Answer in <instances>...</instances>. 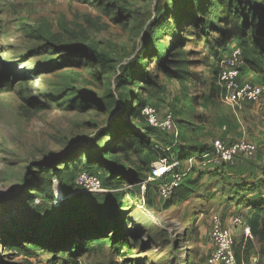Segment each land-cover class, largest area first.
<instances>
[{"label": "rangeland", "instance_id": "rangeland-1", "mask_svg": "<svg viewBox=\"0 0 264 264\" xmlns=\"http://www.w3.org/2000/svg\"><path fill=\"white\" fill-rule=\"evenodd\" d=\"M228 4L236 10L237 25H245L247 38L232 40L246 59L243 76L264 92V59L258 51L264 45V0ZM218 8L216 0H179V7L170 0H0V74L13 75L8 78L12 92L0 94V261H20L1 244L19 230L40 235L57 214L76 216L75 198L82 195H70V182L83 169L106 186L95 204L101 216L123 226L130 251L126 264H205L209 215L215 212L225 223L236 212L249 217L253 200L264 199V97L261 104L244 102L234 109L222 101L214 75L223 54L215 45L223 26L215 18ZM190 16L200 21L192 23ZM259 25L263 33L256 30ZM165 52L166 63L186 62L193 75L186 84L163 73L158 60ZM140 53L142 75L117 82L122 66ZM145 108L159 118L170 114L173 128L150 127ZM125 126L144 134L153 150L129 154L130 165L98 151L125 137ZM217 140L225 147L244 142L254 153L236 154L229 165L203 166L197 158ZM88 149L102 171L84 165ZM67 154L81 161L33 195L31 174L50 162L62 170ZM180 155L196 160L180 161ZM172 160L180 162L172 174L192 194L166 208L150 171ZM126 171L133 173L128 182ZM109 176L112 184L106 185ZM240 239L237 235L235 244ZM253 243L256 254L261 243ZM80 262L123 260L104 247Z\"/></svg>", "mask_w": 264, "mask_h": 264}, {"label": "trees", "instance_id": "trees-1", "mask_svg": "<svg viewBox=\"0 0 264 264\" xmlns=\"http://www.w3.org/2000/svg\"><path fill=\"white\" fill-rule=\"evenodd\" d=\"M216 2L219 10L215 15V18L223 25L218 30L219 34L216 38V47L223 51V54L229 51L232 45H235L241 49V47L233 44L232 40L236 39L238 41H244L247 38L244 23L241 22L239 25H237L238 19L236 10H234V8H229V0H216ZM170 5L179 7V0H170ZM179 10H182L181 6ZM187 16L189 15H186V17ZM189 20L192 23L200 21L199 18L196 19L193 16H190ZM256 30L262 32L260 25L256 27ZM258 49L259 55L262 59H264V45L261 47L258 46ZM166 51L169 52V49ZM167 52L161 54L158 60V64L161 67L163 66V73L167 77L178 82L180 85L186 84V82L193 77V75L185 66L186 62L168 61L166 63ZM142 54L143 53H140L128 64L122 66L121 74L117 77V82L122 83L120 81L124 79V77L128 79H136L142 75ZM219 59L220 57L218 60ZM243 60L244 66L240 72L241 79L254 84L243 76V70L246 66V59L244 55ZM214 69V75H216V67ZM252 70L255 73H259L255 69ZM10 76H13L12 73L9 76L0 74V94L12 92V83L11 81H8ZM125 106V110L130 112L131 109L128 108V102L125 103ZM135 112H138V110L136 109ZM122 131H124V133L126 132L127 135L125 137L119 139L111 146L98 149V151H101L102 154L109 152L105 155H112V158L115 157V159H117V157H122L128 163V165H130L128 159L129 154L141 155L145 152L152 153L153 150L148 144V138L146 136H142L144 134H139L137 132L132 133L128 126ZM105 133L111 134L109 131L104 132V134ZM211 151L212 148L208 152L205 151V154L206 152L209 153ZM87 152L88 154L82 157L84 165L89 168L96 169L97 171H102L100 168L92 164L95 158L93 150L88 149ZM202 155L197 159L199 160ZM179 158L180 161H187L190 159H184L182 155H180ZM53 161L56 160L54 159ZM80 161L81 158L78 156L67 154L62 162V170L55 168L51 162L42 166H38L35 172L31 174L32 180L30 182V188L32 187L31 191H33V195L42 194V192L47 189L49 185H51L54 179L59 180L61 178L63 171L67 172L69 170V164H77ZM222 164L229 165L232 163H221L220 166H222ZM79 171L82 170H78L70 182V186L73 190L70 195H82L79 199L75 198V200L79 201L78 206H80V210L77 211L76 216L70 217L64 212L57 214L52 221L44 224L45 226L40 232V235H31L27 233L26 230H19L17 232L16 238H11L9 242H2L1 244L3 251L10 252L11 254L8 255L13 256V258H20V261L4 262L1 260L0 264H30L28 261L37 256L50 257L49 260L42 264H81L80 259L82 257L90 256L94 254L95 251L101 250L104 247H107L112 252V254L122 259L123 262L121 264H126L125 257L126 255L130 254V251L128 242L124 237L123 226L121 224H115L111 220L106 219L104 216L99 214L95 204V197L99 195L83 193L75 186L74 180ZM84 171L89 172L88 170ZM130 174L131 172L126 171L125 175H123L125 182H128L129 178L133 175V173L131 175ZM112 179L113 178L111 176L107 177L105 184L111 185ZM101 184L105 189L106 186L102 181ZM191 194L192 191L187 186V184L179 183L174 187L171 196L163 202L165 203L166 208H170L172 206L181 204L183 201L187 200ZM56 200L54 201L55 203L57 202ZM250 209L251 213L249 217H242L245 220V224L250 228L253 240L240 239V241L235 244L233 249L237 264H250V256L256 252L253 243L254 240H257L261 243L260 252L257 251L256 253L258 255L257 264L261 261V258H263L264 262V199L261 197L257 201L254 199L251 206H249V210Z\"/></svg>", "mask_w": 264, "mask_h": 264}, {"label": "built area", "instance_id": "built-area-1", "mask_svg": "<svg viewBox=\"0 0 264 264\" xmlns=\"http://www.w3.org/2000/svg\"><path fill=\"white\" fill-rule=\"evenodd\" d=\"M243 66L242 50L235 45H232L215 65L219 95L222 101L233 109L239 108L240 104L244 102L253 104L263 102L262 88L241 79L240 72ZM143 116L148 125L158 131L169 132L173 128V119L170 114L164 118H159L154 109L145 108ZM253 153L254 147L244 142H237L225 147L220 140H217L213 143L212 151L202 155L200 160L203 166L209 165L211 162L216 164L232 163L236 154L251 156ZM193 160L196 159L190 158L187 162ZM179 166L180 162L173 160L170 165H164L160 169L155 166L150 171V179L159 182L157 193L162 201L171 196L174 187L178 184L179 176L172 174V172ZM74 184L83 193L101 195L107 192L97 176L84 170L78 172ZM229 219L225 223L219 214L212 212L209 215L210 247L205 264H237L233 249L235 237L239 235L241 239L253 240L250 228L239 213H233ZM236 231H238L237 234ZM257 262L258 255H251L249 263L257 264Z\"/></svg>", "mask_w": 264, "mask_h": 264}, {"label": "water", "instance_id": "water-1", "mask_svg": "<svg viewBox=\"0 0 264 264\" xmlns=\"http://www.w3.org/2000/svg\"><path fill=\"white\" fill-rule=\"evenodd\" d=\"M97 161H96V157L94 158V162L93 163H96ZM134 182H135V180L133 179V180H131L130 182H129V184L130 185H133L134 184Z\"/></svg>", "mask_w": 264, "mask_h": 264}]
</instances>
